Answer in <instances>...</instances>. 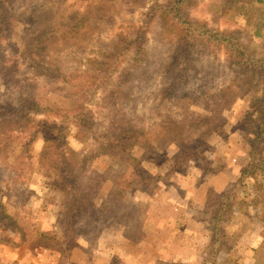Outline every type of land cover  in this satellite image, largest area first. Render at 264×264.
I'll return each mask as SVG.
<instances>
[{"label":"trees","instance_id":"16d2710c","mask_svg":"<svg viewBox=\"0 0 264 264\" xmlns=\"http://www.w3.org/2000/svg\"><path fill=\"white\" fill-rule=\"evenodd\" d=\"M144 3L0 0V223L16 232L20 243L36 248L53 234L34 231L31 222L39 213H51L64 236L87 234L88 224L92 231L114 218L116 212L108 207L119 203L123 186L112 194V202L104 197L98 204L97 187L105 177L95 161L124 159L142 144L139 119L144 113L166 124L178 148L172 153L178 172L186 159L212 150L210 137L225 127L222 112L249 87L254 96L236 126L253 138L243 170L225 189L234 182L249 189L250 180L264 179V0L211 3L209 16L223 15L228 25L192 13L196 0H154L139 24L130 26ZM121 26L134 37L123 35ZM242 34L258 41L245 43ZM86 51L76 80L69 75V63ZM217 56L220 66L214 68ZM181 58L185 63L177 70ZM50 94L69 103L40 108ZM97 96L99 106L93 108ZM133 101L142 113L131 112ZM192 107L207 115L193 116ZM225 189L216 202L225 197ZM257 194L264 223V191ZM215 208L217 227L232 208L230 199L209 205L210 211ZM260 237L252 254L255 264H264V227ZM0 244L17 242L0 236Z\"/></svg>","mask_w":264,"mask_h":264},{"label":"rangeland","instance_id":"374dc122","mask_svg":"<svg viewBox=\"0 0 264 264\" xmlns=\"http://www.w3.org/2000/svg\"><path fill=\"white\" fill-rule=\"evenodd\" d=\"M215 1L217 0H196L192 13L219 25H228L229 18L223 15L215 18L209 16V6ZM152 2L154 0H145L136 9L130 26L139 24L142 13L151 7ZM123 26L119 28L121 33L128 39L133 38L134 32L127 35L128 31ZM102 38H105L104 33ZM150 38L149 43L152 45L154 39ZM241 39L245 43L258 41L247 34H242ZM87 51L69 63V75L76 80L81 78L83 57ZM126 56L129 59L131 54L127 53ZM220 61L217 56L214 68L220 66ZM184 63L181 58L176 69L181 70ZM221 70L227 68L222 66ZM220 78L225 79V75H220ZM253 96L254 93L249 87L240 91L233 106L222 112L226 120L224 130L219 135L213 134L209 139L212 150H204L198 158L186 159L185 164L182 163L184 165H179L182 170L178 172L174 169L178 164L172 154L178 148L167 133L166 124L160 118L144 113L139 119V126L145 133L143 143L147 144L142 143L135 147L129 156L121 160L108 156L95 161V168L104 173L105 177L97 187L98 204L103 202L104 197L112 202V194L123 186L119 203H111L108 207L116 212L114 218L104 220L106 224L94 225L92 231V224H88L87 234L78 232L64 236L56 230L51 213H39L31 222L34 231L50 230L53 234H48L47 240H43L44 244L36 248L33 244L20 243L16 232L0 223V236L17 242L0 244V264H178L176 260L179 258L173 254L181 247L185 250L197 247L205 252V261L194 264H255L252 259L253 249L260 242V231L264 227L257 204V192L264 191V179L250 180L249 189L243 184L235 185L234 182L232 187L225 189V197L220 198L222 200L219 202L216 200L222 197L223 190L215 195L214 188H211L212 177L219 168H226L228 172L244 168L246 148L253 136L240 131L236 125ZM68 101L64 97L50 94L46 100L40 102V108L48 111L64 106ZM97 102L98 96L92 99L90 105L95 108L99 106ZM137 103H131L133 114L143 112ZM190 114L196 117L207 115L196 107L190 109ZM149 145L152 146L150 151ZM34 178L33 185H36L37 176ZM33 188L37 187L32 186L30 189ZM167 188L172 201L165 202L163 197ZM30 199L34 203L35 197L31 196ZM229 199L232 208L221 215L220 225L216 227L214 220L218 217V208L210 211L209 205L214 202L215 207ZM169 224L175 230L167 227ZM209 225L207 229L206 226ZM202 226L205 227L203 231L200 229ZM217 233L219 253L215 250L214 252L219 255L222 251H227L228 258L216 259L207 254L208 249H215L214 239Z\"/></svg>","mask_w":264,"mask_h":264},{"label":"crops","instance_id":"0c3cea01","mask_svg":"<svg viewBox=\"0 0 264 264\" xmlns=\"http://www.w3.org/2000/svg\"><path fill=\"white\" fill-rule=\"evenodd\" d=\"M243 167H244V165H243ZM217 171L218 172H215L214 175H213V177H212V181H213L212 182V184H213L212 186L213 187H211L212 189L214 188L213 191L216 192L215 195H219L222 190L224 191V189L227 187V185L230 182H232L234 179L237 178V176L239 175V172L241 170H239V169L236 170L235 169V171H233V172H231V171L228 172L226 168L225 169L219 168ZM171 184H173V183H171ZM171 184H170V188L169 189H171ZM169 189L167 188L165 190V192H164L163 199L165 200V202L166 201H169V200L172 201V198L169 197L170 196V193L167 192ZM167 227H169L171 230L173 229L172 226H170V224ZM209 227H210V225L209 226H206L207 229ZM200 229H201V231H203L205 229V227L202 226V227H200ZM173 230H175V229H173ZM199 234H201V232ZM213 250L214 249H212V248L208 249L207 254L209 256H211V255L213 256ZM203 252L204 251H200L199 249H197V247L196 248H193L191 250H185L183 247H181L178 252H176V253L173 254V256L174 257H178L179 260H176V261H178L180 263H190V264H194V263H197V262H204L205 261L204 260V258H205V252H204V255H203ZM216 253H219L218 250L216 251ZM221 253L222 254H219V255H216L215 254L216 255L215 258L216 259H218L217 257L228 258L229 252L222 251ZM166 254L168 256V253H166ZM175 254H176V256H175ZM170 255H171V253H170ZM171 257H172V255L170 256V258Z\"/></svg>","mask_w":264,"mask_h":264}]
</instances>
